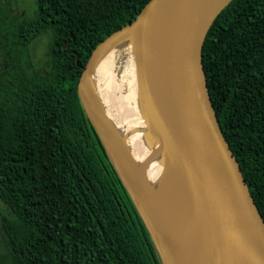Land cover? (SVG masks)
Wrapping results in <instances>:
<instances>
[{"label":"trees","instance_id":"1","mask_svg":"<svg viewBox=\"0 0 264 264\" xmlns=\"http://www.w3.org/2000/svg\"><path fill=\"white\" fill-rule=\"evenodd\" d=\"M150 0H0V197L19 215L3 264H163L78 93L96 47ZM50 36L46 65L31 45ZM212 103L264 218V0H231L203 45Z\"/></svg>","mask_w":264,"mask_h":264},{"label":"water","instance_id":"2","mask_svg":"<svg viewBox=\"0 0 264 264\" xmlns=\"http://www.w3.org/2000/svg\"><path fill=\"white\" fill-rule=\"evenodd\" d=\"M166 1L150 0L134 21L96 47L83 67L79 97L162 263L168 264L152 224L162 233L165 229L129 178L82 91L99 48L119 35L131 33L142 111L162 139L189 197L196 264H264V218L218 121L202 61L209 29L231 0H175L163 31L160 71L154 82L148 72L145 31Z\"/></svg>","mask_w":264,"mask_h":264},{"label":"bare ground","instance_id":"3","mask_svg":"<svg viewBox=\"0 0 264 264\" xmlns=\"http://www.w3.org/2000/svg\"><path fill=\"white\" fill-rule=\"evenodd\" d=\"M175 0H167L145 31L151 81L159 74L160 46ZM86 102L124 166L154 211L152 224L168 264H196L194 217L186 187L163 141L142 111L134 37L122 34L97 52L92 74L82 89Z\"/></svg>","mask_w":264,"mask_h":264},{"label":"flooded vegetation","instance_id":"4","mask_svg":"<svg viewBox=\"0 0 264 264\" xmlns=\"http://www.w3.org/2000/svg\"><path fill=\"white\" fill-rule=\"evenodd\" d=\"M18 233L19 215L0 197V264L13 255Z\"/></svg>","mask_w":264,"mask_h":264},{"label":"rangeland","instance_id":"5","mask_svg":"<svg viewBox=\"0 0 264 264\" xmlns=\"http://www.w3.org/2000/svg\"><path fill=\"white\" fill-rule=\"evenodd\" d=\"M13 15L22 19H33L37 15V0H10ZM50 36L43 35L36 39L31 45L32 56L39 68L46 65L47 46L49 44Z\"/></svg>","mask_w":264,"mask_h":264}]
</instances>
